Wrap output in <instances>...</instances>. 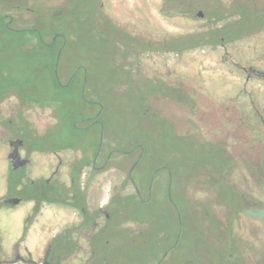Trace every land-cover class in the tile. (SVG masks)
<instances>
[{
	"label": "flooded vegetation",
	"instance_id": "obj_1",
	"mask_svg": "<svg viewBox=\"0 0 264 264\" xmlns=\"http://www.w3.org/2000/svg\"><path fill=\"white\" fill-rule=\"evenodd\" d=\"M95 1L99 3L92 7L96 36L126 49L125 53L120 51L119 56L114 55L123 65L124 75L135 81L138 92L146 93L143 81L160 87L161 101L166 108L167 95L181 94L178 77L163 79L157 72L159 66L154 67V64H176L185 52L197 51L204 57L215 52L221 54L215 62L216 70L231 75L238 83V97L242 102L236 110L238 119L234 122L225 115L226 119L219 123L220 129L216 131V126L210 122L195 119L198 110L195 106L181 102L176 107V114L179 111L186 118L176 126L180 135L192 136L197 147L207 149V166H199L205 168L204 182L194 185L198 187L194 191L206 193L205 200H196L192 189L182 191V195L194 206L193 211L197 207L203 214L200 224L206 228L203 238L212 240L216 251L226 250L221 254L222 261L264 264V253L259 251V243L264 240L260 223L264 221V213H245L249 203L264 208V104L257 102L260 97L264 99V55L249 62L239 61L232 54L234 49L260 48L261 45H251V40L264 34V0ZM19 10L21 8H11L0 13L2 33H29L34 41L28 39L22 44L36 42L46 47L55 46L56 59L60 60L67 41L64 33L54 25L46 35L34 26H14ZM66 10L67 7L62 14L66 15ZM48 16L50 19L51 13ZM255 21H260L263 27L252 31ZM164 24L170 25L171 33L164 32ZM124 39H128L127 45L121 44ZM82 67L67 78L59 74L57 63H53L50 84L56 89V96L52 99L42 95L40 85L25 91L15 77V70H10L9 66L0 69V79L8 84L7 92L0 96V264H132L117 250L125 241L112 247L113 238L107 235L111 232L112 217L120 216L116 209L118 203L123 198L142 203L150 201L153 184L158 180L163 188H159V193L171 200L175 172L167 164L162 163L158 170H152L146 183L143 178L147 172L140 174L141 180L133 177L137 173L138 159L114 163L117 157L111 143L106 151L100 140L78 148L48 145L53 137L50 129L62 125L56 114L59 108L56 102L65 98L59 93L69 90L82 74L79 71ZM207 69H212V65ZM89 81L88 75L83 73L80 98L83 104L95 105V100L84 98ZM187 91L194 96L192 90ZM27 92L29 96L25 95ZM98 107L84 114L86 126H77L74 121L75 129L90 130L101 124L103 108ZM146 108L147 112L157 109L153 101ZM202 108L207 111L205 106ZM82 111L86 112L85 106ZM244 112L250 119H244ZM168 115V111L161 114ZM42 116L46 119H41ZM207 136L214 141L218 139L217 143L209 146ZM215 175L222 177L221 186L223 183L225 188L235 187L236 201L240 198L245 203V209L238 207L234 212L240 225L237 231H207V187L211 183L208 180ZM224 196L227 198L226 194ZM227 201L222 202L229 208ZM114 223L117 227L113 229L125 230L129 241L139 236L141 244H146V230L139 227L141 221L135 220L131 225V222L115 219ZM181 236L178 232L173 241L168 238L162 253L161 250L143 255L138 264H178L173 251L178 248Z\"/></svg>",
	"mask_w": 264,
	"mask_h": 264
},
{
	"label": "rangeland",
	"instance_id": "obj_2",
	"mask_svg": "<svg viewBox=\"0 0 264 264\" xmlns=\"http://www.w3.org/2000/svg\"><path fill=\"white\" fill-rule=\"evenodd\" d=\"M92 1L82 0L81 3L79 0H0V13L11 8H21L14 26H34L42 35H46L54 25L59 27L67 40L59 60L56 59L57 47H46L36 42L24 45L22 37L34 39L29 33L3 34L0 30V69L9 66L10 70H15V77L23 84L25 91H29V87L36 88L40 85V90H43L42 95L52 99L56 96V89L50 84L53 63L55 65L57 63L59 74L66 75L67 78L79 66H83L79 70L82 74L73 81L69 90L60 91L59 94L65 99L62 102L56 99L58 101L56 103L59 104L56 114L61 119L62 125L50 129L53 137H50L48 145L53 148L57 146L78 148L87 144H97L100 140L105 144L103 149L106 151L111 143L117 157L114 163L138 159L137 173H134L133 177L141 180L140 174L147 172L148 174L143 178L146 183L152 175L150 172L158 170L162 163L174 170L171 200L164 193H159L161 186L158 180L153 184L150 201L142 203L131 198H123L118 203L119 207L116 209L120 211V216L114 214L110 225L111 232L107 235L113 238L111 241L115 245L111 243L112 247H117L120 242L125 241L117 250L123 253L126 261L130 260L132 264H138L143 259V255L161 250L162 253L166 240L169 238L173 241L177 233L181 232L179 246L173 251L176 263L226 264L221 260V254L224 255L226 250L216 251L212 240L203 238L202 232L206 230L200 225L203 222V214L197 207L193 211L194 206L182 195V191L192 189L196 200H205L206 193L194 191V189L198 190L197 185L196 188L194 185L204 182L202 175L205 168L199 166H207V149L204 146L197 147L198 143L194 142L192 136L180 135L176 126L180 120L186 118L182 117L179 111L178 115L176 114V107L180 106L181 102H185L190 107L195 106L198 109L197 113L195 112V119L210 122L216 126L214 129L217 131L220 129L219 123L226 119L225 115L234 122L238 119L236 110L240 109L242 102L238 97L237 81L231 75L216 70L218 65L215 62L221 56L219 52L210 53L208 57L200 56L197 51L185 52L183 58L176 64H154V67L159 66L157 72L163 79L178 77L181 94L167 95L169 98L165 101L166 108L164 101H161L160 87L150 81H143L146 93H141L138 92L135 81L124 75L123 65L114 55L115 53L118 55L120 51L125 53L126 49L102 36H96L97 25L92 7H97L99 3ZM66 7V15H64L62 10ZM262 27L260 21H255L252 24V31L260 30ZM171 29L170 25H163L164 32L171 33ZM262 39L264 34L251 40V45L256 47L261 45L260 48L234 49L233 56L239 61L243 59L253 62L256 57L264 55V42L260 41ZM128 43V39L121 41L123 45ZM211 65L212 69H207ZM83 73H86L90 80L84 98L95 100V105L83 104L80 98L79 85ZM7 88L8 84L0 79V96L7 92ZM187 89L193 91L194 96L192 92L188 93L192 98L187 94ZM25 95L29 96V93ZM152 101L158 112L156 110L147 112L146 106ZM257 102L263 105L264 99L260 97ZM99 105L103 108L101 124L90 127V130L75 129L74 121L77 122V126H86L84 114L90 113L95 108L98 109ZM83 106L86 112L82 111ZM202 106H205L207 111ZM167 111L168 117L161 116ZM41 119L46 117L42 116ZM192 119L193 117L191 121ZM244 119H250L247 112H244ZM212 135L216 136L215 133ZM217 140L214 141L207 136L209 146L215 145ZM211 162L215 164L214 159H211ZM194 178H196L195 182ZM210 178L208 181L212 184L207 187V231H237L240 225L235 220L234 212L238 207L245 209V203L240 198L236 201L235 187L232 189L225 188L223 183L222 186L220 185L222 177L219 179V176L215 175ZM217 179L219 181H216ZM223 199L228 200L226 204L229 208L225 207ZM245 213L262 214L264 208L249 203ZM115 219L131 222V225L135 220L141 221L142 225L140 224L139 227L146 230V244L144 246L141 244L139 236L129 241L125 230L113 229L117 227L114 223ZM260 223L264 232V221ZM259 251L264 253V240L259 243Z\"/></svg>",
	"mask_w": 264,
	"mask_h": 264
},
{
	"label": "trees",
	"instance_id": "obj_3",
	"mask_svg": "<svg viewBox=\"0 0 264 264\" xmlns=\"http://www.w3.org/2000/svg\"><path fill=\"white\" fill-rule=\"evenodd\" d=\"M21 40H22V41H25V40H28V38H23V37H22V39H21Z\"/></svg>",
	"mask_w": 264,
	"mask_h": 264
}]
</instances>
